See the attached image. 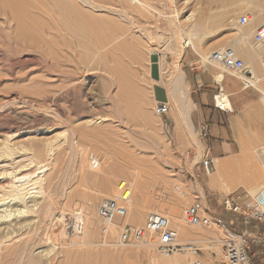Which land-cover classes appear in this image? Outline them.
<instances>
[{
	"label": "rangeland",
	"instance_id": "rangeland-1",
	"mask_svg": "<svg viewBox=\"0 0 264 264\" xmlns=\"http://www.w3.org/2000/svg\"><path fill=\"white\" fill-rule=\"evenodd\" d=\"M143 1L144 6L130 0H0V147L8 137L9 147L14 149L0 157V189L8 187L10 172L27 174L32 180L39 177L43 190L50 189L49 196H44L30 186L23 196L0 202V214L5 209L25 210L44 199L52 202L51 215L44 223L30 212L0 218V234H7L6 244L12 249L18 247L15 253H6L9 264H152V255H161L154 246L118 242L119 228L105 239L101 232L97 206L118 192L121 181L130 188V203L138 199L139 191L152 202L137 223L128 220L130 205L126 204L125 217L118 219L121 225L127 219L125 225L143 226L146 215L160 209V201L173 193L182 201L180 218L187 205L202 201L206 213L233 219V231L245 229L253 260L257 263L263 258L264 225L251 220L243 226L240 215L213 205V200L214 196L220 199L232 194L245 206L264 189V176L255 188L234 186L229 179L231 183H224V189L211 185L216 158L212 157L211 172L204 173L201 161L206 150L200 130L188 122L187 111L175 103L168 105L165 116L156 115L154 88L158 86L164 92L177 88L184 101L191 91V81L176 86L173 80L203 68L221 73L220 67L208 64L197 52L207 57L214 50L228 47L244 59L246 69L261 67L264 46L253 41L252 33L264 20V0ZM189 13L192 20H185ZM242 13H251L252 21L238 27L237 18ZM41 22L52 28L53 42L48 48L27 33ZM188 32L195 34L194 48L183 45ZM241 35L247 37L240 39ZM151 53L160 58L157 79L151 76ZM253 54L256 58L251 57ZM262 123L264 120H258L253 129ZM47 140L54 147L49 154L43 150ZM32 142L42 145L44 152L39 158L50 161L47 168L30 163L33 151L21 149ZM72 142L84 147L83 160L74 157ZM89 155L102 160L103 170L90 169ZM263 155L261 146L220 160L237 162L244 169L249 162L245 173L253 175L258 167L263 168ZM175 186L180 190L177 194ZM82 201L92 204L90 217L97 222L96 234L87 244L78 233L69 235L65 226L72 219V209ZM182 223L187 229L178 233L179 240L195 245L198 259L206 258L205 264H227L221 257V231L210 239L205 229L190 226L185 220ZM27 241L33 245H29L32 250L28 247L30 258L22 253ZM191 258L187 254L184 264Z\"/></svg>",
	"mask_w": 264,
	"mask_h": 264
},
{
	"label": "bare ground",
	"instance_id": "bare-ground-1",
	"mask_svg": "<svg viewBox=\"0 0 264 264\" xmlns=\"http://www.w3.org/2000/svg\"><path fill=\"white\" fill-rule=\"evenodd\" d=\"M25 1V0H24ZM76 1V0H74ZM83 1V0H82ZM132 1L133 3H136L137 5L139 6H144L145 2L143 0H130ZM78 5V4H76ZM40 6V5H39ZM79 7V6H78ZM23 9V8H22ZM78 10V9H77ZM22 13V12H21ZM172 16V14H171ZM44 17V16H43ZM32 18V16H31ZM45 18V17H44ZM163 18V17H162ZM46 20V19H45ZM185 20H192V14L189 13L186 17H185ZM264 20L261 22L263 23ZM47 23V22H46ZM260 23V24H261ZM72 26V25H71ZM238 30V29H237ZM27 33H32V35H35L36 38L39 40V41H42L45 46L48 48L50 46V44L53 42L52 40V36H53V32H52V28L48 25H44L43 22H41V24L39 25L38 28H35L33 30V32L31 30H27ZM239 34V33H238ZM194 33H187V38L183 40V45L185 47L187 46H190L191 48H194L193 46V38H194ZM240 35V34H239ZM238 35V36H239ZM44 37H47L49 39H46ZM237 37V36H236ZM247 36H240L239 38L240 39H245ZM239 39V40H240ZM238 42V40L236 41ZM54 44V43H53ZM68 44V43H67ZM66 44V45H67ZM39 45V44H38ZM192 45V46H191ZM43 46V45H42ZM260 46H264V43H261ZM224 48H227V47H224ZM52 49V48H51ZM222 49V48H220ZM232 49V48H231ZM235 50V49H233ZM236 51V50H235ZM237 52V51H236ZM198 55L200 56V58L202 60H205L207 61V57L202 53H199L197 52ZM211 53V52H210ZM252 58H256V55H252L251 56ZM262 58V56H261ZM158 63H160V58H158ZM213 65H216V64H213ZM219 67V66H218ZM222 72V70H221ZM239 76H241L246 82L247 84L249 85H252L253 87H255L256 89H260L261 85L264 84V67L261 66L258 68H254L253 66L249 67L246 69L245 72L241 73ZM181 78V75L179 76ZM215 80L217 82H220L221 81V73H218L216 74V78ZM173 85H176V86H180L182 83L179 81V79H175L173 80ZM171 86V85H170ZM170 92V91H169ZM172 92V91H171ZM170 94V93H169ZM172 94H174L172 92ZM175 95V94H174ZM183 101V100H182ZM156 102V101H155ZM176 102V101H175ZM171 103V102H170ZM217 103L219 105H222V107L226 110H229L231 111L232 110V106H231V103L229 101V98L222 92L221 95L219 97H217ZM176 105V104H175ZM183 106V105H182ZM179 110V109H178ZM180 112V111H179ZM178 113V112H177ZM92 134V133H91ZM75 136V135H74ZM85 137V136H84ZM89 138V137H88ZM31 139V138H30ZM93 139V138H92ZM2 141V140H1ZM29 141V140H28ZM88 142V140H87ZM44 146L45 147L43 150L46 152V154H49L50 152L53 151V145H52V141H48L47 142H44ZM2 144V143H1ZM9 141H8V137H4L3 138V144L1 145L0 147V157L1 156H8L10 155V151L11 152H14V149H10V145H9ZM71 146H70V149L71 151L73 152V155L74 157L77 159V158H80L81 156H83L82 154H84V147L80 144H77V143H70ZM85 145V144H83ZM105 145V144H103ZM42 146V145H41ZM40 145L36 144V143H30V146L28 148L26 147H21V149L24 151V150H31L33 151V154L29 157L28 161H30V163L32 162H35V164L37 165H40L39 168H47L50 164V161L49 160H42L39 158L40 154L42 152H44L42 150ZM87 146V145H86ZM86 148V147H85ZM86 151V149H85ZM104 151V150H103ZM107 151V150H106ZM105 151V152H106ZM16 152V151H15ZM15 154V153H14ZM108 155L109 152L107 153ZM250 154V153H249ZM107 155V157H109ZM252 155V154H250ZM249 155V156H250ZM12 156V155H11ZM247 156V155H246ZM264 156V155H263ZM49 157V156H48ZM93 158H95L96 162H97V166L95 167V169H97L98 167L100 168V163L102 162V160L100 161V159L96 156V155H92ZM106 157V158H107ZM242 157V156H241ZM83 158V157H82ZM80 158V159H82ZM228 158V157H227ZM226 158V159H227ZM243 158H245L243 156ZM251 158V157H250ZM249 158V159H250ZM109 159V158H108ZM264 159V158H263ZM83 160V159H82ZM81 160V161H82ZM86 160V159H85ZM88 160V159H87ZM107 160V159H106ZM232 160V159H231ZM244 160V159H243ZM108 161V160H107ZM110 161V160H109ZM239 161V160H238ZM252 161V160H251ZM43 162V164H41ZM85 162V161H84ZM88 162V166L90 167V169H93V167L90 165L89 161ZM105 162V160H104ZM103 162V163H104ZM215 166H216V171L215 173L213 174V176H211L210 180L212 183L211 185H220L221 188L223 187V184H229L231 183L232 181V184L234 186H238L240 184H246L248 186V188H255L257 185H258V181L260 179H262V177L264 176V165H263V168H257V170L255 171L254 169V174L251 175L249 174L248 172L245 173L246 171H248L247 169V166L249 165V162H248V165L246 164V168L247 170H245L243 167L241 168V166L238 164H232V162L230 163V160H227L225 161V159L223 160H220L219 158H216L215 159ZM235 162V161H234ZM241 162V161H240ZM253 162V161H252ZM256 162V161H255ZM264 162V160H263ZM102 163V164H103ZM109 164V163H108ZM242 164V163H240ZM235 166L236 169L233 167L231 168L232 166ZM238 165V166H237ZM244 166V164H243ZM256 166V164H255ZM249 168V167H248ZM255 168V167H253ZM94 169V170H95ZM102 169V168H100ZM234 169V170H232ZM103 170V169H102ZM101 170V172H102ZM250 170L252 171V168H250ZM13 171V170H12ZM16 171V170H15ZM239 171V172H237ZM17 172V171H16ZM40 172H43V170H41ZM229 172V173H228ZM230 172H232L231 175H234V176H231L230 177ZM234 172V173H233ZM5 173V171H4ZM33 173V172H31ZM97 173H99V170L98 172H96V175ZM103 173V172H102ZM11 176L10 180H9V185L8 187L4 188V189H0V202H4L6 199H16V198H19L20 196H23V194L25 192H27L28 188L30 186L32 187H36L37 190H36V193L38 194H41V195H44V196H49V193H50V189L48 190H43L42 186H41V183H40V178L38 177L37 179H34L32 180L27 174H15L13 172H10L9 173ZM85 174V173H84ZM104 174V173H103ZM102 174V175H103ZM133 174V173H132ZM2 175V174H1ZM5 175V174H4ZM91 175V174H90ZM95 175V174H93ZM92 175V176H93ZM105 175V174H104ZM107 175V174H106ZM32 176V175H31ZM91 176V178H92ZM98 176V175H97ZM101 176V174H100ZM108 176V175H107ZM139 176V175H138ZM137 176V177H138ZM83 177V176H82ZM96 177V176H95ZM133 178V177H132ZM140 178V177H139ZM135 179H138V178H135ZM141 179V178H140ZM231 181H229V180ZM137 180H135V183H136ZM227 181V183H226ZM229 181V183H228ZM126 182V181H125ZM133 182V181H132ZM8 183V182H7ZM127 184V182H126ZM231 185V184H230ZM122 186V183L119 182L117 188H118V192L113 196V197H110V198H118L120 199L121 197H124L125 201L123 202V205L125 207V210L127 212V209H126V204H129L130 205V216L128 218L129 221H132L134 223H137L141 220L142 218V214H143V211L145 209H148L151 204L148 200H145L143 195H142V191H139L137 197L138 199L136 201H134L133 203H130V197H131V191H130V188L128 187V184H127V190L129 191H125V192H122L121 194V191H120V188ZM140 186V185H139ZM135 187V185H134ZM219 187V186H218ZM140 188V187H138ZM168 189V188H166ZM175 190V193L177 194L179 191H178V187L175 186L174 188ZM224 189V187H223ZM136 190L138 192V189L136 187ZM264 189H262L261 191H259L256 195L253 196V200L254 199H257V197L263 192ZM144 193V192H143ZM121 194V195H120ZM168 194V193H166ZM183 194V193H182ZM89 195V194H88ZM123 195V196H122ZM145 195V194H144ZM179 195V194H178ZM184 195V194H183ZM129 196V197H128ZM147 197V195H145ZM167 196V195H166ZM168 199L167 200H162L160 201V209H157L154 210L155 212L163 215L167 221H168V224L171 226L170 222H172L174 224V230L177 232V236H178V233L183 234L185 232V229L184 227V224L182 223V220L184 222V217L180 218V199H178L173 193H169L168 195ZM181 196V195H179ZM149 197V196H148ZM163 197V196H162ZM88 198V197H87ZM109 198V197H108ZM182 198V197H181ZM136 199V198H135ZM152 199V198H151ZM165 199V198H164ZM153 200V199H152ZM12 201V200H11ZM255 201V200H254ZM62 203V202H61ZM93 203V202H92ZM152 203V202H151ZM73 204V203H72ZM62 205L64 206V204L62 203ZM67 205V204H66ZM96 206V205H95ZM90 208H92V204L91 203H88L87 201H82L79 203V205H77L75 208L72 209V219H73V223L74 225L77 227V235L78 237H82L84 239V244H87L91 241V238L94 237V235L96 234V229H97V222H96V218H92L90 217ZM260 208H264L262 205H260ZM51 210H52V202L48 199H44V201H42L41 203H32L31 205L29 206H26V209H13V211L11 210H8L6 211L5 209V212L4 214H0V218H8L10 216H14V215H18V214H23L24 212H30L32 214L35 215V218H37L38 220L40 221H44L46 219L49 218V216L51 215ZM183 211V210H182ZM151 212V211H150ZM160 212H165V215L160 213ZM126 215V213H125ZM125 215L123 217H125ZM182 216H183V213H182ZM123 217H116L115 219H113L111 222H108V223H105L104 222V227H101V232L104 236V239L108 236H110L114 230L116 229H122V227L125 225L124 223L126 221H128L127 219H125L123 221V224L121 225L118 221V219H122ZM59 219V218H58ZM36 220V219H35ZM55 220V219H54ZM61 220V218L59 219ZM100 220V219H99ZM128 221V222H129ZM101 222V221H100ZM131 222V223H132ZM26 223V222H25ZM56 224V223H55ZM102 224V223H101ZM9 227V226H8ZM12 227V226H11ZM187 227V226H186ZM173 228V227H172ZM185 229V230H184ZM7 230V229H6ZM192 230V229H191ZM11 232V231H10ZM187 232V231H186ZM190 232V231H189ZM192 233V232H190ZM189 234V233H188ZM76 235V234H75ZM191 235V234H190ZM189 235V236H190ZM195 235V234H194ZM119 236H120V232H119V235H118V242H119ZM27 237V236H26ZM30 237V236H29ZM34 237V235H33ZM21 238V237H20ZM19 238V239H20ZM7 239V234L3 233V234H0V264H9V261L10 259L8 258L9 255H6V253L8 254H12V253H15L16 251H18V247L15 248V249H12L14 247H9V245H7L6 243V240ZM22 240V239H21ZM178 240H179V236H178ZM184 240V239H183ZM180 241V240H179ZM15 242V241H14ZM13 242V243H14ZM20 242V241H19ZM18 242V244H19ZM31 242V240H30ZM30 242H25V247L24 249H22V253L23 254H27V257L29 256V253H28V250L31 248V246L29 245H32L30 244ZM78 243V242H77ZM23 244V245H24ZM71 244V243H70ZM130 245V244H129ZM144 245H152V242H147L145 243ZM33 246V245H32ZM53 246V245H52ZM154 246V245H152ZM214 246V245H213ZM29 247V249H28ZM216 247V246H215ZM218 248V247H217ZM20 249V248H19ZM211 249V248H210ZM32 250V248H31ZM219 249H216V251L218 252ZM43 251V250H42ZM211 251H214L213 249H211ZM34 252V251H33ZM40 252V251H39ZM150 252V251H148ZM32 253V252H31ZM31 253H30V257L31 256ZM45 254V253H44ZM149 255V253H147ZM187 254L189 255H192L190 254L189 252H185V253H174L172 255H169V256H165L163 254L159 255V256H154L152 254V264H184L185 263V256H187ZM13 257V255H12ZM28 257V258H30ZM15 258V257H14ZM23 258V257H22ZM9 259V260H8ZM17 259V258H16ZM21 259V258H20ZM25 259V258H24ZM32 260V259H30ZM201 264H205L204 262L206 261V258H202V259H199ZM17 261V260H16ZM19 261V260H18ZM51 261V260H50ZM20 262V261H19ZM22 262V261H21ZM24 262V260H23ZM81 262V261H80ZM47 263V262H46ZM69 263V262H68ZM190 263V262H189ZM62 264H65V262H63ZM85 264V263H84ZM92 264V263H91Z\"/></svg>",
	"mask_w": 264,
	"mask_h": 264
},
{
	"label": "built area",
	"instance_id": "built-area-1",
	"mask_svg": "<svg viewBox=\"0 0 264 264\" xmlns=\"http://www.w3.org/2000/svg\"><path fill=\"white\" fill-rule=\"evenodd\" d=\"M251 21V13H242L238 16L236 23L238 27H243L248 25ZM252 39L256 44L264 43V22L254 29ZM207 63L210 65L216 64L223 72L243 73L246 70L244 60L239 57L235 50L228 47L214 50L209 53L207 56ZM261 64L264 67V56L261 58ZM220 95L221 91H218L214 95V106L219 110H225L222 105L217 103V97ZM168 109L166 102L156 101L154 107L156 115L163 117L167 114ZM199 130L201 137L206 138L208 132L207 124L200 125ZM88 161L93 169H95L97 166L95 158H93L92 155H89ZM212 166V158L206 152L201 161V168L204 173L209 174L212 170ZM121 183V194L122 192L129 191L127 190L126 182L121 181ZM214 198L224 211L240 215L243 226L250 224L251 220H255L257 223L264 225V208H260V205L264 207V190L257 199H254L255 201L253 200V202L246 204L245 206H242L238 197H235L232 194H226L220 199L216 196H214ZM124 201V197H121L120 199L105 198L99 202L97 206V215L102 223L101 227H104V222L108 223L116 217H123L125 215L126 210L123 205ZM182 213L184 220L188 225L205 229L208 231L210 239H215V232H222L221 257L223 262L227 264H257L253 260L251 254L250 242L246 230L233 231L231 228L234 221L233 219L228 221L223 217L216 216L213 212L206 213L202 201H194L187 205ZM60 224L61 227L64 226L62 221ZM65 226L69 235L74 236L77 234V227L74 225L73 219L66 221ZM150 241L152 242V245H154V247L165 256L174 253L189 252L192 254L189 264H201L200 260L196 257L199 249L189 242L183 243L182 241H179L177 232L174 228L170 227L167 219L155 211H151L146 215L143 226L135 228L124 225L120 231V243L145 244Z\"/></svg>",
	"mask_w": 264,
	"mask_h": 264
},
{
	"label": "crops",
	"instance_id": "crops-1",
	"mask_svg": "<svg viewBox=\"0 0 264 264\" xmlns=\"http://www.w3.org/2000/svg\"><path fill=\"white\" fill-rule=\"evenodd\" d=\"M261 53V56H264V51ZM236 73L241 74V72L222 71L220 82L214 79L216 72L207 68L193 71L191 74L185 73L183 78H179V81L184 83L190 80L192 88L189 95L185 96L184 101H182V96L177 88L170 92L165 90L167 105L175 103L184 108L188 113L189 123L197 126L198 129L200 125L207 124V137L203 142L205 150L211 158L221 159L226 156L242 154L244 150L264 147V123L258 129L254 130L252 127L258 120H264V89H256L247 84ZM218 91L223 92L229 98L232 106L231 111L219 110L214 106V95ZM255 92H258V95H255ZM213 201V205H218L215 198ZM203 202H207L205 197ZM257 264H264V255Z\"/></svg>",
	"mask_w": 264,
	"mask_h": 264
},
{
	"label": "water",
	"instance_id": "water-1",
	"mask_svg": "<svg viewBox=\"0 0 264 264\" xmlns=\"http://www.w3.org/2000/svg\"><path fill=\"white\" fill-rule=\"evenodd\" d=\"M150 62H151V76L154 79L158 78V55L155 53L150 54ZM154 97L156 101L166 102L165 92L162 88L156 86L154 88Z\"/></svg>",
	"mask_w": 264,
	"mask_h": 264
}]
</instances>
